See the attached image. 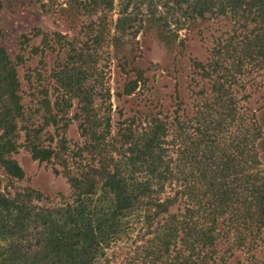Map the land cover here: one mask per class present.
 Listing matches in <instances>:
<instances>
[{"label": "trees", "instance_id": "16d2710c", "mask_svg": "<svg viewBox=\"0 0 264 264\" xmlns=\"http://www.w3.org/2000/svg\"><path fill=\"white\" fill-rule=\"evenodd\" d=\"M83 3L88 12L99 11L98 23L105 26L114 0ZM115 5L119 27L134 20L141 25L143 15L188 33L201 24L210 46L204 58L189 59L190 80L198 86L195 77L207 79V88L194 92L198 98L190 113L181 101L171 114L148 110L123 117L118 109L114 124L109 103L97 109L92 94L78 93L73 117L82 141L68 144L61 135L53 147L29 145L38 161H57L61 169L52 172L66 178L71 192L35 216L38 249L27 254L32 246L27 245L23 263L264 264V162L256 146L264 131L239 103L254 92L264 94V0H116ZM0 63L7 134L14 126L12 109L21 107L15 63L1 46ZM130 70L133 78L116 96L144 86L143 71ZM102 97L109 99L107 89ZM1 146L11 149L13 136ZM1 161L11 176L22 177L15 161Z\"/></svg>", "mask_w": 264, "mask_h": 264}, {"label": "rangeland", "instance_id": "374dc122", "mask_svg": "<svg viewBox=\"0 0 264 264\" xmlns=\"http://www.w3.org/2000/svg\"><path fill=\"white\" fill-rule=\"evenodd\" d=\"M0 2V46L15 63L16 94L21 107L18 112L12 109L14 126L7 134L0 113V264H24L26 246L32 245L27 254L38 249L33 245L38 230L34 228L35 216L41 208L51 209L71 192L66 178L52 172L54 168L61 169L57 161L53 157L38 161L31 156L29 145L53 147L61 135L68 144L82 141L77 128L79 120L73 117L78 93L92 94L91 103L97 109L109 103L112 124L118 118V109L123 117L148 110L171 114L175 103L181 101L182 108L190 113L198 98L194 92L201 86L207 88V79L195 77L198 86L191 84L189 59L204 58L210 44L201 24L188 33L162 26L161 21H153L152 15H143L141 25L134 20L119 27L115 25L116 0L105 26L98 23L99 11L88 12L84 0ZM197 29H201L206 40L200 39ZM18 54L20 60L15 58ZM131 68L143 71L144 86L116 96L122 92L123 83L133 78ZM105 89L109 99L103 102ZM241 94L238 91L236 96ZM239 103L254 113L264 131L262 91ZM12 136L13 147L7 150L1 145ZM256 146L264 162V139H259ZM3 158L19 165L21 178L7 172ZM24 213L27 214L19 227Z\"/></svg>", "mask_w": 264, "mask_h": 264}]
</instances>
